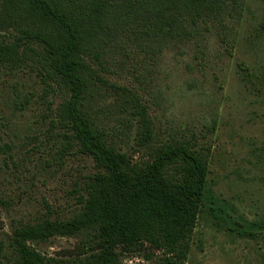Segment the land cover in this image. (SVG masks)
<instances>
[{
	"label": "rangeland",
	"instance_id": "rangeland-1",
	"mask_svg": "<svg viewBox=\"0 0 264 264\" xmlns=\"http://www.w3.org/2000/svg\"><path fill=\"white\" fill-rule=\"evenodd\" d=\"M262 16V0H246L240 13L190 25L189 37L160 54H116L100 70L113 146L137 161L151 145L181 142L208 163L189 250L175 264H264ZM66 95L28 64L0 76V264L14 256L17 226L69 218L102 170L91 156L58 150L67 137L56 108ZM93 238L84 231L29 244L66 264L89 254ZM116 252L119 264H169L172 257L149 242Z\"/></svg>",
	"mask_w": 264,
	"mask_h": 264
},
{
	"label": "trees",
	"instance_id": "trees-1",
	"mask_svg": "<svg viewBox=\"0 0 264 264\" xmlns=\"http://www.w3.org/2000/svg\"><path fill=\"white\" fill-rule=\"evenodd\" d=\"M245 1L0 0V76L28 64L48 85H61L67 95L56 108V123L67 139L58 150L75 149L102 169L87 183V196L72 216L14 229L9 264H63L29 241L84 231L94 236L90 253L66 264H119L117 246L142 242L172 256L169 264L187 256L188 234L205 197L208 163L181 142L151 145L137 161L113 146L99 102L100 70H108L116 54H160L170 42L189 37L190 25L240 13Z\"/></svg>",
	"mask_w": 264,
	"mask_h": 264
}]
</instances>
